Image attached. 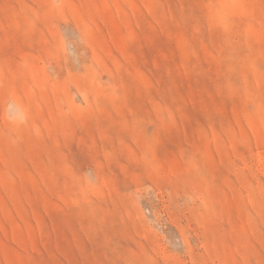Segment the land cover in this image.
<instances>
[{
  "label": "rangeland",
  "instance_id": "obj_1",
  "mask_svg": "<svg viewBox=\"0 0 264 264\" xmlns=\"http://www.w3.org/2000/svg\"><path fill=\"white\" fill-rule=\"evenodd\" d=\"M0 264H264V0H0Z\"/></svg>",
  "mask_w": 264,
  "mask_h": 264
}]
</instances>
